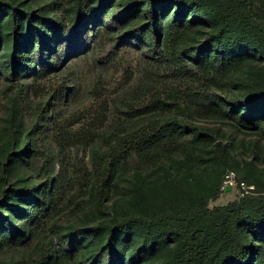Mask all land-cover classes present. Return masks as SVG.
<instances>
[{"label":"trees","instance_id":"1","mask_svg":"<svg viewBox=\"0 0 264 264\" xmlns=\"http://www.w3.org/2000/svg\"><path fill=\"white\" fill-rule=\"evenodd\" d=\"M126 46L141 55L139 83L117 102L99 76L93 111L70 110L68 62L110 69ZM2 77L16 90L0 130V252L27 246L35 264H264V0H0ZM29 81L48 82L39 103ZM112 100L117 121L102 130ZM133 161L146 168L135 212L112 202L107 219L66 223L104 212ZM230 171L246 190L211 206Z\"/></svg>","mask_w":264,"mask_h":264},{"label":"rangeland","instance_id":"2","mask_svg":"<svg viewBox=\"0 0 264 264\" xmlns=\"http://www.w3.org/2000/svg\"><path fill=\"white\" fill-rule=\"evenodd\" d=\"M142 65L140 53L132 47H124L119 56L118 62L115 67L110 69H102L97 67L92 57L89 55H81L74 57L68 62L65 67L64 77H70L75 82V92L69 104V109L72 111L80 110H92L94 105H97V99L94 93V88L98 83L99 76L104 80V86L106 89L113 91L110 99L120 101L122 97L127 95L140 81L142 77ZM101 69V71H100ZM132 73L131 79L126 82L128 73ZM70 74V75H69ZM48 82H42L37 88L32 87L31 82H28V98L27 101L36 104L45 98H41L46 94V84ZM11 83L5 78L0 79V130L7 125V120L10 117L11 101L16 89L10 88ZM113 100L108 113V120L106 121L102 130H108L117 121V112L113 106ZM22 114V124L25 128H30L31 117L25 112L24 104L18 105ZM96 108V107H95ZM93 111V110H92ZM38 137V134H36ZM39 137L43 139V134H39ZM46 143H51L50 138H46ZM90 150L84 148L78 150L79 156L90 157ZM76 153V151H74ZM218 166L213 165L207 167V170L197 169L196 176L199 181L207 184V178L214 177ZM136 170H146L138 161H133L124 177L119 180L118 189L113 192L112 200L107 204V208L104 212H99L93 206H88L80 213L71 216L66 223L74 222H87L92 223L100 219H107L109 215V206L112 202H115L114 207L119 215H126L136 211L137 194L132 191V187L136 185ZM241 194L240 189L233 188L230 191H224L221 197L217 201H212L211 206L225 205L230 201L237 199ZM160 257H166L167 250L164 247L159 249ZM0 264H35L32 250L25 247L14 251L0 252Z\"/></svg>","mask_w":264,"mask_h":264},{"label":"built area","instance_id":"3","mask_svg":"<svg viewBox=\"0 0 264 264\" xmlns=\"http://www.w3.org/2000/svg\"><path fill=\"white\" fill-rule=\"evenodd\" d=\"M228 187L230 188V190H232L233 188L246 190L245 186H243V188L239 187L237 174L233 171L226 173L222 182L221 189L223 191H226Z\"/></svg>","mask_w":264,"mask_h":264},{"label":"water","instance_id":"4","mask_svg":"<svg viewBox=\"0 0 264 264\" xmlns=\"http://www.w3.org/2000/svg\"><path fill=\"white\" fill-rule=\"evenodd\" d=\"M226 191H230V188L228 187V188L226 189Z\"/></svg>","mask_w":264,"mask_h":264}]
</instances>
